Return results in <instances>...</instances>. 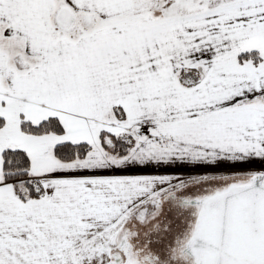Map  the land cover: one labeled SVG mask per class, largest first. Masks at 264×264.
<instances>
[{
    "label": "snow or ice",
    "instance_id": "1",
    "mask_svg": "<svg viewBox=\"0 0 264 264\" xmlns=\"http://www.w3.org/2000/svg\"><path fill=\"white\" fill-rule=\"evenodd\" d=\"M0 264H264V0H0Z\"/></svg>",
    "mask_w": 264,
    "mask_h": 264
}]
</instances>
